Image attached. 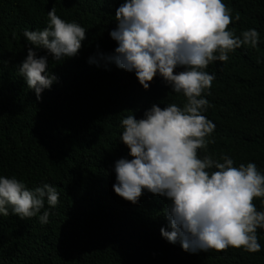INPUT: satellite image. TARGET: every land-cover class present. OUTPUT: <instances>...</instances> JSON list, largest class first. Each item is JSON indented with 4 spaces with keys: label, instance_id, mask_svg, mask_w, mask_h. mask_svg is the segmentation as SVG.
Returning <instances> with one entry per match:
<instances>
[{
    "label": "trees",
    "instance_id": "obj_1",
    "mask_svg": "<svg viewBox=\"0 0 264 264\" xmlns=\"http://www.w3.org/2000/svg\"><path fill=\"white\" fill-rule=\"evenodd\" d=\"M123 0H0V175L15 176L34 189L48 183L58 203L38 217L21 220L0 215V264H264V230L257 229L261 250L241 248L188 253L167 242L163 211L169 201L144 191L135 205L117 196L114 162L127 157L119 140L120 121L143 117L153 104L161 108L186 100L159 76L145 90L134 73L103 59L116 42L115 10ZM235 35L256 29V48L229 53L227 62L205 69L215 76L203 113L215 124L212 143L198 155H229L233 166L252 162L264 173V0H223ZM52 8L67 22L86 30L79 54L55 61L48 71L57 77L37 100L18 72L33 47L25 29L42 30ZM92 63H89V60ZM259 59V63L257 60ZM177 68L175 71H182ZM264 210L260 198L252 201Z\"/></svg>",
    "mask_w": 264,
    "mask_h": 264
},
{
    "label": "clouds",
    "instance_id": "obj_2",
    "mask_svg": "<svg viewBox=\"0 0 264 264\" xmlns=\"http://www.w3.org/2000/svg\"><path fill=\"white\" fill-rule=\"evenodd\" d=\"M47 17L42 30L23 31L28 44L47 55L38 56L29 47L18 66L37 100L57 80L48 71V56L55 61L75 57L86 39L80 24L61 19L54 8ZM114 18L109 36L117 46L102 58L134 73L145 90L159 76L186 100L182 106L153 104L140 119L134 114L121 119L119 140L128 154L114 162V193L133 205L144 191L166 198L163 214L170 230L161 227L160 234L185 252L229 247L259 252L257 229L264 230V210L252 201L260 198L264 205V173L252 162L233 166L229 155L201 157L198 150L207 151L215 130L203 115L215 79L205 69L227 62L229 53L242 46L256 48L260 34L252 28L235 35L229 25L239 17L231 16L223 0H123ZM58 195L48 183L29 189L15 176L0 175L2 216L11 209L21 220L38 217L46 224L49 212L41 210L45 201L55 207Z\"/></svg>",
    "mask_w": 264,
    "mask_h": 264
}]
</instances>
